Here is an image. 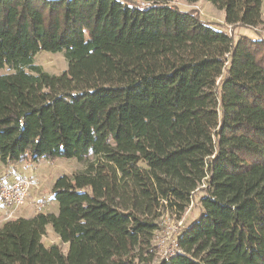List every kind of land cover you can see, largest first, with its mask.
I'll list each match as a JSON object with an SVG mask.
<instances>
[{"label": "trees", "instance_id": "trees-1", "mask_svg": "<svg viewBox=\"0 0 264 264\" xmlns=\"http://www.w3.org/2000/svg\"><path fill=\"white\" fill-rule=\"evenodd\" d=\"M205 1L230 35L173 0H0V162L84 166L53 180L57 213L1 223L0 264H151L163 210L198 189L158 264H264V36L236 30L261 0Z\"/></svg>", "mask_w": 264, "mask_h": 264}, {"label": "rangeland", "instance_id": "rangeland-1", "mask_svg": "<svg viewBox=\"0 0 264 264\" xmlns=\"http://www.w3.org/2000/svg\"><path fill=\"white\" fill-rule=\"evenodd\" d=\"M139 2L140 0H133ZM172 4L179 6L181 9L188 10L189 8H194L198 11L199 17L202 20H206L214 24L224 30L226 33L229 31V25L224 23L223 19V11L216 9L213 5L205 0H200L199 2L190 4L186 3L184 0H173ZM261 16L263 18V23L260 24V27L264 28V0H261ZM237 32H242L245 35H259L261 36V32L255 31L251 28H237ZM34 63L38 64L43 68L47 73L52 74H61L62 71L67 69V61L60 52H50V51H39L35 53ZM10 70L5 67L0 69V75L5 74V72H9ZM83 164L77 161L75 158H57L51 161H47L45 159H40L36 163H26L22 162H12L5 167L0 162V182H5L9 184L15 178H31L35 182H39L41 184L39 189V196L43 197L45 201V207L43 208V212H54L57 213V203L53 199L51 193V187L53 184V180L62 174H73L78 172L83 168ZM204 194L202 189L196 190L194 197L192 198L191 202L187 205V207L179 214L176 212L175 209L170 207H166L163 210V214L159 217L160 225L159 229L154 231V238L153 241L155 242V235L158 230L162 227L163 220H168L170 223H174L176 219H181L183 226H188L191 224L195 217L199 212V197ZM24 209V210H22ZM18 209L14 211V216L24 217V216H32L33 213L28 211L26 208ZM9 209L6 208L0 202V225L5 220L12 218L9 217ZM15 218V217H14ZM43 244L45 246H49L53 243H59L60 239H58L57 234L52 230L51 226L46 228V233L41 237ZM67 244H62V248L66 249ZM160 257L157 256L154 258L151 264H158L160 261Z\"/></svg>", "mask_w": 264, "mask_h": 264}, {"label": "built area", "instance_id": "built-area-1", "mask_svg": "<svg viewBox=\"0 0 264 264\" xmlns=\"http://www.w3.org/2000/svg\"><path fill=\"white\" fill-rule=\"evenodd\" d=\"M138 4V7H142L150 2L141 1ZM252 29L261 32L264 36L263 27L255 26ZM227 33L230 35L229 31ZM40 186L39 182L27 177L15 178L9 184L0 182V202L9 209V217H19L20 215L14 216V211L22 208L28 209L33 215L43 212L45 201L42 196L38 195ZM182 227L181 219H176L174 223H170L167 219L163 220L162 227L155 235L156 250L161 259H166L181 251L178 237Z\"/></svg>", "mask_w": 264, "mask_h": 264}, {"label": "crops", "instance_id": "crops-1", "mask_svg": "<svg viewBox=\"0 0 264 264\" xmlns=\"http://www.w3.org/2000/svg\"><path fill=\"white\" fill-rule=\"evenodd\" d=\"M208 2V1H207ZM22 210H24V209H22ZM25 217H29V216H25Z\"/></svg>", "mask_w": 264, "mask_h": 264}]
</instances>
